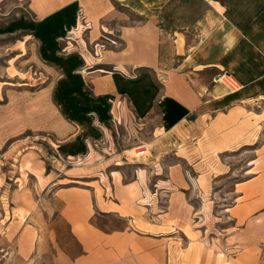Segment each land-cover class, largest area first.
Listing matches in <instances>:
<instances>
[{
	"label": "crops",
	"instance_id": "1",
	"mask_svg": "<svg viewBox=\"0 0 264 264\" xmlns=\"http://www.w3.org/2000/svg\"><path fill=\"white\" fill-rule=\"evenodd\" d=\"M21 1L30 19L13 27L26 30L39 76L0 93V193L15 188L0 234L16 238L17 262L51 252L62 226L80 252L68 257L58 246L54 264H264V197L254 180L238 192L230 228L191 261L180 258L179 238L186 252L200 242L184 229L194 237L206 229H194L191 183L179 167L154 182L161 167L152 159L126 181L110 163L134 123L143 130L158 118L171 136L192 117L264 98V0ZM83 23L86 35L68 41ZM151 186L165 190L164 212ZM108 217L121 225L108 228Z\"/></svg>",
	"mask_w": 264,
	"mask_h": 264
},
{
	"label": "rangeland",
	"instance_id": "2",
	"mask_svg": "<svg viewBox=\"0 0 264 264\" xmlns=\"http://www.w3.org/2000/svg\"><path fill=\"white\" fill-rule=\"evenodd\" d=\"M26 19L30 17L25 2L0 0V93L3 89L17 87L21 83H35L39 76L38 71L29 63L26 30L13 27L18 20ZM88 28L90 25L86 28L83 23L77 30L69 31L68 41L71 38L85 36L87 33L85 29ZM23 49L25 55L15 58ZM192 119L189 127L185 125V129H179L171 136L157 129L160 126L158 118H154L153 123L146 124L143 130L139 123H134L132 130L128 129L122 133L128 143L120 147L116 145L119 158L110 163H113L112 168L121 170L126 181L135 177L134 173L138 169L145 170L146 164L152 159L161 167L155 171L158 173L157 176L151 171L153 174H150V179L154 182L167 180L168 167L174 165L179 167L191 183L189 196L192 197L191 202L195 208V215L191 221L194 229L200 231L206 229L205 234L202 231L204 237L195 233L197 238L189 233L188 228L184 229L186 236L199 241L200 244L198 246L192 243L184 252L181 249L187 246L188 239L180 236L179 255L184 260L199 261L202 258L203 247L206 250L209 237L218 233L220 228L222 230L230 228L232 224L230 216L234 214V206L240 202L238 192L246 190L245 182L254 180L256 183L254 188L259 191L260 197H264V98L249 101L240 107L210 117H203L200 121L194 117L190 118ZM160 133L165 137L163 140L160 139ZM132 148L135 149L134 152H125L132 151ZM26 180L30 190H36L35 178L30 177ZM13 190L15 188L10 187L5 193H0V213L6 212V217H9L11 211L10 194ZM150 190L156 195L155 203L161 207L157 212H164L167 209V197L164 196L166 193L163 194L165 190L158 192L157 186H151ZM38 191L36 190V195ZM11 214L16 216L15 211ZM202 215L204 219L200 220L199 218H203ZM104 222L108 228L118 227L122 223L113 217L105 218ZM202 226L204 228L199 229ZM1 231L0 229V233ZM58 231L61 232L58 237L52 236L51 252L44 257L35 254L30 262L24 263L17 262L20 258L15 249L16 238L0 234V264H54L53 256L58 253V246L68 257L78 255L80 250L68 230L61 226ZM202 242L206 244H201Z\"/></svg>",
	"mask_w": 264,
	"mask_h": 264
},
{
	"label": "built area",
	"instance_id": "3",
	"mask_svg": "<svg viewBox=\"0 0 264 264\" xmlns=\"http://www.w3.org/2000/svg\"><path fill=\"white\" fill-rule=\"evenodd\" d=\"M84 26L87 28L89 25L88 24H84ZM76 30L78 29V28H75ZM217 80H219V77L217 78ZM60 159H61V157L60 156H58Z\"/></svg>",
	"mask_w": 264,
	"mask_h": 264
}]
</instances>
